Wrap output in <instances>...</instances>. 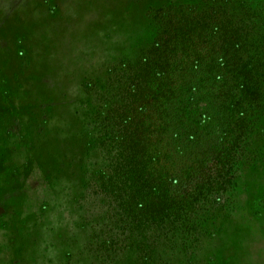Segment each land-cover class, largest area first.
Listing matches in <instances>:
<instances>
[{"label": "rangeland", "instance_id": "rangeland-1", "mask_svg": "<svg viewBox=\"0 0 264 264\" xmlns=\"http://www.w3.org/2000/svg\"><path fill=\"white\" fill-rule=\"evenodd\" d=\"M167 1L0 0V264H140L93 188L101 91L112 63L155 38ZM184 1L202 15L216 4ZM234 131L235 148L207 156L198 232L159 245L155 264H264V102L245 139Z\"/></svg>", "mask_w": 264, "mask_h": 264}, {"label": "trees", "instance_id": "trees-1", "mask_svg": "<svg viewBox=\"0 0 264 264\" xmlns=\"http://www.w3.org/2000/svg\"><path fill=\"white\" fill-rule=\"evenodd\" d=\"M214 2L207 15L165 2L155 38L134 59L112 63L117 74L101 91L105 166L93 188L140 264L157 263L159 245L176 236L196 235L207 156L235 148V128L245 139L264 102V8ZM233 8L237 19L227 17ZM100 240L110 256L120 248Z\"/></svg>", "mask_w": 264, "mask_h": 264}]
</instances>
